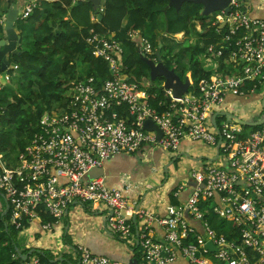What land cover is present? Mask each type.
Returning a JSON list of instances; mask_svg holds the SVG:
<instances>
[{"label":"built area","instance_id":"built-area-1","mask_svg":"<svg viewBox=\"0 0 264 264\" xmlns=\"http://www.w3.org/2000/svg\"><path fill=\"white\" fill-rule=\"evenodd\" d=\"M38 1L25 0L19 18H28ZM242 5L243 0H229L227 14L220 11L208 16V27L217 38L204 46L202 55L207 59L205 70L211 74L195 86L190 81L180 98L164 89L162 80L159 89L150 79L130 80L122 44L111 35L91 31L85 42L92 55L106 64L108 78L86 76L73 81L65 110L43 115L14 164L0 152V191L11 207L9 225L21 228V219L29 224L38 219V209L60 220L74 205H102L107 210L108 230L122 242L133 239L128 217L145 219V225L136 230L141 264H172L177 254L189 264H251L246 249L258 256L257 264H264V122L247 127L220 114L231 113L251 122L264 117L261 104L254 114L259 117L256 121L241 119L224 107L228 96L264 94V18L248 17ZM259 7L264 9V0H259ZM129 36L138 40L146 58L156 62L158 49L138 32ZM151 87L163 94L156 106L149 103ZM214 114L215 125L211 121ZM148 120L161 131L159 139L155 131L144 129ZM183 140L211 145L218 160L192 169L194 186L188 199L168 206L162 218L138 210L137 202L128 197L131 183L109 188L103 177L85 182L91 170L103 168L118 155L139 153L145 147L176 153ZM181 190L178 187L175 195ZM209 202L218 219L240 229L239 242L218 236L208 226L202 206ZM188 216L201 224L202 234L188 223ZM154 222L165 231L162 241L145 235ZM42 228L48 229L49 224ZM189 239L195 243H185ZM208 241L216 252L206 249ZM78 262L118 264L85 248L79 249ZM29 264L41 263L31 259Z\"/></svg>","mask_w":264,"mask_h":264},{"label":"trees","instance_id":"trees-1","mask_svg":"<svg viewBox=\"0 0 264 264\" xmlns=\"http://www.w3.org/2000/svg\"><path fill=\"white\" fill-rule=\"evenodd\" d=\"M167 5L168 0H105L101 20L98 21L96 16L93 22L91 17L96 12L87 1L39 0L28 18L17 21V29L25 43L19 49L21 55L9 58L14 65L8 68L10 84L0 92V151L5 159L14 164L17 154L36 133L44 114L65 110L73 81L86 76L101 80L108 78L106 64L92 55L85 42L91 31L111 35L122 44L124 65L129 68L132 81L149 79V69L139 58L138 40L129 36L137 32L153 48L162 45L159 52L163 64L173 69L181 80L186 78L187 71L191 72L194 86L202 77H208L211 72L205 70L199 56L204 53V46L215 42L217 37L214 29L208 27V17L202 15V6L184 3L179 11L173 8L165 11ZM159 19L167 26V33L156 38L152 32L157 29ZM196 23H199L200 31L195 29ZM179 33L184 34L181 41L167 37ZM192 42L194 45L190 46ZM83 65L86 71L81 72L80 66ZM6 81L1 75L0 83L3 85ZM148 93L149 103L156 106L162 99V92L151 87ZM4 207L0 203V264H29V259L22 258L25 253L20 254L15 240V236L29 224L21 219V228L9 225L11 207L3 214ZM81 207L87 210L86 204ZM202 208L206 223L218 236L240 241V229L218 219L211 202ZM37 212L42 222L53 221L41 210ZM185 243L195 242L189 239ZM33 253L41 263L55 264L49 252ZM245 253L251 264H257L256 254L248 249Z\"/></svg>","mask_w":264,"mask_h":264},{"label":"crops","instance_id":"crops-1","mask_svg":"<svg viewBox=\"0 0 264 264\" xmlns=\"http://www.w3.org/2000/svg\"><path fill=\"white\" fill-rule=\"evenodd\" d=\"M23 3L24 0H1L0 16L3 17L10 4L22 7ZM242 7L248 17L264 18V9L259 7V0H243ZM92 21H96V16ZM14 28L17 34L22 37L19 50L22 49L25 40L17 29V22L14 24ZM165 29L163 20L159 19L158 27L152 34L158 38L167 33ZM195 29L200 31L199 23H196ZM146 34L150 35L148 32ZM167 37L171 40L181 41L184 39V34L179 33ZM203 64L205 65V62ZM80 68L81 72L86 71L85 65ZM185 75L192 81L190 71H187ZM5 86L6 84L3 88ZM263 98L264 94H256L249 98L228 96L224 107L241 119L255 120L252 115L257 114ZM171 154H176L174 160L171 159ZM217 160L218 152L211 145L183 140L176 153H169L161 148L145 147L139 153L118 155L107 161L103 168L98 169L101 171L91 170L85 176V182L99 176L104 178L106 186L109 188L122 187L124 182L131 183L132 190L128 193V197L137 202L138 210L144 215H157L162 218L166 216L168 206L184 203L188 199L190 189L194 186L190 177L192 169L200 167L203 163ZM176 162L179 164L174 166ZM180 186L182 190L175 195ZM0 203L3 204V207L5 206V199L2 195H0ZM43 213L53 221L45 223L42 222L41 217H38L15 236L19 252L29 256L28 259L35 257L34 251H47L52 255L55 264H79V249L85 248L95 256L104 257L118 264H141L143 261L140 247L137 244L140 235L136 234V230H140L145 225V219L141 216L128 217L133 239L122 242L108 230L107 210L102 205H87V210L79 205H74L58 221L46 212ZM187 221L195 228L196 232L202 234L203 229L198 221L189 216ZM47 224H49V228L43 229L42 227ZM145 235L154 241H162L165 231L161 225L154 222L150 229L145 231ZM206 259L212 261L210 256H206ZM172 264L189 263L182 255L177 254L176 260Z\"/></svg>","mask_w":264,"mask_h":264},{"label":"water","instance_id":"water-1","mask_svg":"<svg viewBox=\"0 0 264 264\" xmlns=\"http://www.w3.org/2000/svg\"><path fill=\"white\" fill-rule=\"evenodd\" d=\"M82 1H87L91 3V5L93 6V10L96 12L99 9V7L103 6L105 0H82ZM184 3H193V4L201 5L203 8L202 15L205 17H208L213 13L220 11H224L226 14L229 12V8H228L229 0H168V5L165 11L168 8H173L174 10L179 11ZM20 11H21L20 7H18L15 4H10L8 10L3 15V17L0 16V20H2L1 33H0V74L5 73L7 71V67L9 66L10 63L8 58L9 56L21 55V51L18 50V47L21 43L22 37L20 34H17L14 28V24L19 19ZM96 16H97V20L100 21L101 15L98 14ZM222 27L223 25H221L220 28ZM165 30L167 32V26ZM160 48L161 46H159V49ZM139 58L142 62H144L147 65L149 69V79L151 82L161 79L163 81V88L170 89L172 91L173 97L180 98L183 94H185V92L189 88L190 80L188 78L181 80L173 69H168L163 64L160 53L156 54V62L146 58L141 53L140 50H139ZM261 105L262 108L264 109V98L262 100ZM220 114L225 116L227 120L233 119L239 124L248 127H256L264 122V118L258 122H249V121L240 120L232 116L231 113H220ZM216 116L217 114H214L211 118V121L214 125H215ZM143 127L147 131H155L158 139L161 137V131L156 127V125L152 121L150 120L145 121ZM220 142L221 141L219 139L217 142V148L219 147ZM6 212L7 211L5 210L3 214H6ZM205 247L211 253L216 252V249L211 241L206 242ZM26 257L27 256H23V259H26Z\"/></svg>","mask_w":264,"mask_h":264},{"label":"rangeland","instance_id":"rangeland-1","mask_svg":"<svg viewBox=\"0 0 264 264\" xmlns=\"http://www.w3.org/2000/svg\"><path fill=\"white\" fill-rule=\"evenodd\" d=\"M210 20V17H208V21ZM191 40V39H190ZM194 43H195V41H193ZM191 43L190 44V46H193L194 45V43ZM26 46V45H25ZM24 46V47H25ZM199 61H200V63H201V61L202 62H205V61H207V59H206V57L204 56V55H200L199 56ZM187 63V59H185V64ZM205 68V67H204ZM10 84V80H7L6 81V86H8ZM152 85H153V87H155L156 89H159L160 88V86H161V80H156V81H154V82H152ZM11 86V85H10ZM252 117H253V119H258V117L257 116H255V115H252ZM263 118V117H262ZM171 156V159H173L174 160V158L176 157V154H171L170 155ZM179 164V162H176V163H174V166H176V165H178ZM56 262H58L57 260H56Z\"/></svg>","mask_w":264,"mask_h":264},{"label":"clouds","instance_id":"clouds-1","mask_svg":"<svg viewBox=\"0 0 264 264\" xmlns=\"http://www.w3.org/2000/svg\"><path fill=\"white\" fill-rule=\"evenodd\" d=\"M24 1H25V0H24ZM20 9L22 10V7H20ZM20 12H21V11H20ZM19 16H20V14H19ZM18 20H22V19L19 18ZM23 20H25V19H23ZM1 26H2V20H0V27H1ZM0 31H1V29H0ZM0 33H1V32H0ZM19 51H20V50H19ZM10 57H11V56H9L8 58H10ZM9 62H10V61H9ZM11 66H14V65H11V63H9V66L7 67V71H6L5 73H1L0 76H1V75H4L5 77H7V76H8V68L11 67ZM8 80H9V79H8ZM5 84H6V83H5ZM0 86H2V88L0 89V91H1V90L3 89L4 84L2 85V84L0 83ZM42 117H43V116H42ZM38 127H39V126H38ZM37 130H38V129H37ZM36 132H37V131H36ZM34 134H35V133H34ZM34 134H33V135H34ZM33 135H32V137H33ZM32 137H31V138H32ZM29 141H30V140H29ZM28 143H29V142H28ZM23 150H24V149H23ZM23 150H22V151H23ZM0 152H1V151H0ZM1 153H2V152H1ZM19 153H20V152H19ZM19 153H18V154H19ZM18 154H17V155H18ZM16 158H17V156H16ZM15 162H16V161H15ZM0 195H2L1 192H0ZM2 196H3V195H2ZM3 198L5 199V197H3ZM5 206H6L7 208L4 207L3 212H4L5 210L7 211V209L9 208V205H8L6 199H5ZM55 220H56V219H55ZM57 221H58V220H57ZM30 223H31V222H30ZM30 223H29V224H30ZM27 224H28V223H27ZM20 254H21V252H20ZM23 256H27V255H26V254H25V255H22V258H23ZM28 257H29V256H27L26 259H28ZM31 259H38V258L35 256L34 258H31ZM31 259H29V262L31 261ZM24 260H25V259H24ZM38 261L40 262L39 259H38ZM40 263H41V262H40ZM41 264H43V263H41Z\"/></svg>","mask_w":264,"mask_h":264}]
</instances>
